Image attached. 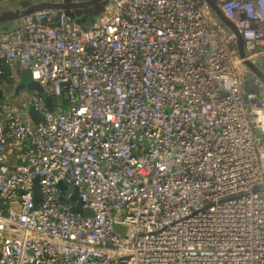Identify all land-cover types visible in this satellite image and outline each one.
Instances as JSON below:
<instances>
[{
  "label": "built area",
  "instance_id": "2783aa9c",
  "mask_svg": "<svg viewBox=\"0 0 264 264\" xmlns=\"http://www.w3.org/2000/svg\"><path fill=\"white\" fill-rule=\"evenodd\" d=\"M218 5L245 57L207 0H109L91 26L45 8L0 31V75L45 92L4 102L0 264H264V84L246 64L264 73V0Z\"/></svg>",
  "mask_w": 264,
  "mask_h": 264
},
{
  "label": "water",
  "instance_id": "95a60500",
  "mask_svg": "<svg viewBox=\"0 0 264 264\" xmlns=\"http://www.w3.org/2000/svg\"><path fill=\"white\" fill-rule=\"evenodd\" d=\"M108 2L109 0H40L35 2L33 0H17V8L12 9L4 4L3 1H0V31L14 29L22 25L26 14L31 11L45 8L62 10L78 26H91L104 11ZM207 2L215 12L220 25L227 31H232L236 35L239 53L242 57H245L244 39L237 26L223 14L218 5V0H207ZM246 64L250 71L257 75L264 84V73L253 62L246 60ZM252 73L249 74V78L253 77ZM25 88L31 93L36 92L41 95L45 94L41 85L35 80H31ZM248 88L252 90L254 89V85L249 84ZM63 99L67 100L68 94H65ZM45 101L50 107L55 105L53 97H46ZM58 104L63 106V102H59ZM28 112L35 124H38L42 120V115L37 111L33 103L30 104ZM4 114L5 109L0 102V120L3 118ZM60 186L64 191H69L65 184H61ZM33 193L34 209H36L38 203L42 200V188L38 177L34 180ZM61 199L63 201L66 200L64 196H62ZM71 199L76 202V205L72 207L73 212L87 215L93 214L91 209L83 207V201L79 197L77 189L73 191Z\"/></svg>",
  "mask_w": 264,
  "mask_h": 264
},
{
  "label": "crops",
  "instance_id": "0c3cea01",
  "mask_svg": "<svg viewBox=\"0 0 264 264\" xmlns=\"http://www.w3.org/2000/svg\"><path fill=\"white\" fill-rule=\"evenodd\" d=\"M25 87L26 85L20 81L19 70H6L5 74L0 75V102L3 103L12 98L15 105H21L24 95L30 94Z\"/></svg>",
  "mask_w": 264,
  "mask_h": 264
},
{
  "label": "rangeland",
  "instance_id": "374dc122",
  "mask_svg": "<svg viewBox=\"0 0 264 264\" xmlns=\"http://www.w3.org/2000/svg\"><path fill=\"white\" fill-rule=\"evenodd\" d=\"M2 1L4 2V4L8 5L12 9L17 8V3H16L17 0H2ZM33 1L35 2V1H40V0H33ZM1 105L4 106V102L1 103ZM68 105H69V101L68 100H64V105L63 106L58 107L57 105H55L53 107V109H54V111H60L61 109L68 107Z\"/></svg>",
  "mask_w": 264,
  "mask_h": 264
},
{
  "label": "trees",
  "instance_id": "16d2710c",
  "mask_svg": "<svg viewBox=\"0 0 264 264\" xmlns=\"http://www.w3.org/2000/svg\"><path fill=\"white\" fill-rule=\"evenodd\" d=\"M20 81L23 82L25 85L29 83L31 80L30 74L27 70H20L19 71ZM0 211L5 212V208L0 203Z\"/></svg>",
  "mask_w": 264,
  "mask_h": 264
}]
</instances>
